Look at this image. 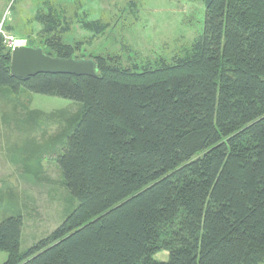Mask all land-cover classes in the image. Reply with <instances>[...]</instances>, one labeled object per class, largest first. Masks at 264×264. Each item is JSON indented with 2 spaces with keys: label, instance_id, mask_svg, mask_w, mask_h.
<instances>
[{
  "label": "trees",
  "instance_id": "16d2710c",
  "mask_svg": "<svg viewBox=\"0 0 264 264\" xmlns=\"http://www.w3.org/2000/svg\"><path fill=\"white\" fill-rule=\"evenodd\" d=\"M203 1L182 56L148 67L91 55L96 79H15L0 42V90L81 104L56 159L76 208L24 253L21 216L4 220V264H264V0ZM51 14L36 15L26 46L81 59L83 43H63Z\"/></svg>",
  "mask_w": 264,
  "mask_h": 264
},
{
  "label": "rangeland",
  "instance_id": "374dc122",
  "mask_svg": "<svg viewBox=\"0 0 264 264\" xmlns=\"http://www.w3.org/2000/svg\"><path fill=\"white\" fill-rule=\"evenodd\" d=\"M7 9L13 16L7 32L26 44L27 37L38 41L42 25L34 21L36 15L51 12L59 18L63 43H83L81 59L103 55L124 66L148 67L159 58L170 63L182 56L201 35L205 13L203 0H5L3 12ZM93 21L101 22L105 32L95 36L82 27ZM80 110V103L58 97L0 90V224L21 216V253L76 208L56 159ZM153 258L165 262L168 253ZM7 259L0 251V264Z\"/></svg>",
  "mask_w": 264,
  "mask_h": 264
},
{
  "label": "water",
  "instance_id": "95a60500",
  "mask_svg": "<svg viewBox=\"0 0 264 264\" xmlns=\"http://www.w3.org/2000/svg\"><path fill=\"white\" fill-rule=\"evenodd\" d=\"M10 74L13 78L27 80L39 74L69 75L97 78L92 59H62L46 55L42 48L15 47L11 51Z\"/></svg>",
  "mask_w": 264,
  "mask_h": 264
},
{
  "label": "built area",
  "instance_id": "2783aa9c",
  "mask_svg": "<svg viewBox=\"0 0 264 264\" xmlns=\"http://www.w3.org/2000/svg\"><path fill=\"white\" fill-rule=\"evenodd\" d=\"M10 20H11V14L9 9H7L5 12L2 13L0 17V42L4 47H6L11 52L15 47L26 46V42L24 40L14 37L5 30V27L7 26Z\"/></svg>",
  "mask_w": 264,
  "mask_h": 264
},
{
  "label": "crops",
  "instance_id": "0c3cea01",
  "mask_svg": "<svg viewBox=\"0 0 264 264\" xmlns=\"http://www.w3.org/2000/svg\"><path fill=\"white\" fill-rule=\"evenodd\" d=\"M5 8V0H0V17L3 13V9ZM13 17V16H12ZM11 17V18H12ZM9 26V25H8Z\"/></svg>",
  "mask_w": 264,
  "mask_h": 264
},
{
  "label": "bare ground",
  "instance_id": "6f19581e",
  "mask_svg": "<svg viewBox=\"0 0 264 264\" xmlns=\"http://www.w3.org/2000/svg\"><path fill=\"white\" fill-rule=\"evenodd\" d=\"M18 46H21V45H18Z\"/></svg>",
  "mask_w": 264,
  "mask_h": 264
}]
</instances>
